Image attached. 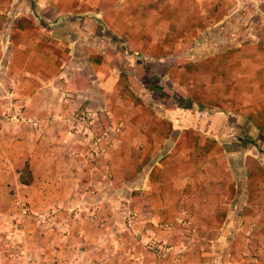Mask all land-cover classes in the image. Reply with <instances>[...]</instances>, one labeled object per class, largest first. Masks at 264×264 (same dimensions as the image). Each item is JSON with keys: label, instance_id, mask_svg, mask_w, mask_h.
<instances>
[{"label": "crops", "instance_id": "0c3cea01", "mask_svg": "<svg viewBox=\"0 0 264 264\" xmlns=\"http://www.w3.org/2000/svg\"><path fill=\"white\" fill-rule=\"evenodd\" d=\"M200 1L184 0L181 9L173 0L157 2L149 10L156 13L150 28L145 21L141 29L135 19L119 17L112 33L129 50L109 52L101 42L89 50L85 36L80 48L75 42L64 48V40L35 23L26 8L0 0V84L11 87V96L19 92L25 115L38 120L40 105L60 113L64 108L87 111L92 123L102 118L100 139L116 136L106 150L94 146L81 150L78 145L85 140L79 141L80 123L73 120L77 129L67 131L72 133L68 136L72 150H64L57 140L64 135L56 123L61 120L58 115L51 127L43 125L34 132L15 127L0 130V188L14 191L19 197L14 203L22 204L26 212L29 209L19 229L21 238H40L44 246L39 253L51 255L29 257L30 264H138L140 240L131 233L141 240L159 241L155 226L160 220L178 222V248L184 254L194 239L196 251L201 252L194 264H264V150H225L222 131L234 130L229 127V109L211 116L194 110L197 105L229 108V98L220 97L240 91L248 135L257 132L264 137V40L255 34L236 51L213 41L207 51L195 47L197 40L205 41L200 34L207 26L215 28L223 21L204 18ZM214 5L209 9L212 16L217 11ZM66 6L74 10L79 4ZM161 11L175 15L167 17ZM101 21L95 20L98 28ZM172 41L180 46L176 52H170ZM178 58L182 59L171 67L168 60ZM50 61L56 68L47 77L44 64ZM154 61L165 69L161 80L176 71L172 82L183 91L190 87V106L173 102L172 110H166L163 101L137 98L140 94L127 85L125 71L128 65L150 67ZM9 78L17 81L7 82ZM89 129L93 131L89 126L83 131ZM15 130L18 134H13ZM49 139L58 145L48 144ZM24 171L28 180L19 178ZM4 197L0 204L9 202ZM30 214L49 215L55 223L72 218L67 237L58 235L63 232L60 223L54 231L40 229L32 234L26 222ZM174 226L170 224L167 231ZM59 237L60 245L55 241ZM75 252H82L81 261H75ZM61 253L64 256L58 258Z\"/></svg>", "mask_w": 264, "mask_h": 264}, {"label": "rangeland", "instance_id": "374dc122", "mask_svg": "<svg viewBox=\"0 0 264 264\" xmlns=\"http://www.w3.org/2000/svg\"><path fill=\"white\" fill-rule=\"evenodd\" d=\"M169 1L171 0H12V3L14 7L19 6L20 8H26L27 15L32 19H35V23L41 25L45 29L51 30V34L54 37L64 40L65 43L62 45L64 48L65 46H70L69 44H73V42H75L76 47L79 46L80 48L82 41L84 40L83 37L85 36V38H88L87 41H89V50L96 49L97 42H101L104 45L106 44V50L114 52L120 50L124 51L126 49L127 51L129 50L127 46L122 44L120 40L112 33V30L116 25V20H120L122 17L133 18L136 20L135 25H137V28H144V21L148 24V28H150L149 25L153 21L152 17H154L156 13H153L149 10H151L153 6L158 5L157 2L168 3ZM173 1L177 5L178 9H181L182 5L186 3L184 0ZM61 2L65 3L61 4ZM67 4H79V6H76V9L72 10L66 6ZM131 4H135L136 7L131 9ZM214 4L217 6V11L212 16L209 9L212 5L215 6ZM198 6H200L202 9V16H204V18L208 16V19L210 20L219 18L221 20L223 19V21L218 27L215 28L207 26L206 29H204V31L200 34V39L205 41H203L201 44H198L197 40L194 44H197L195 47L202 46V49L207 51V49L209 50L210 48L211 41H213L215 44L220 43V47H232L229 49V51H236L241 45L245 44V40H252V37L255 34L257 39L260 37L262 40H264V0H201ZM144 7L147 9L146 11H143ZM161 13H165V16L167 17H172V14H174L173 12L166 13L163 11H161ZM207 13L209 14L206 15ZM197 16L198 15H196V17ZM98 19L102 20V25L104 24L105 26L101 25V27L98 28L97 23L95 22V20ZM119 24L120 23L118 22V25ZM69 41L71 43H68ZM45 42L47 45V41ZM169 46L170 52H176L180 48L176 41H172L171 45ZM193 47L194 46H192V48ZM139 57L137 56V58ZM180 59L182 58L169 59L168 62H170L171 67H173V64L178 62ZM44 65L45 69L43 74L47 77H50L52 75V71L53 73L55 71L56 63L50 61ZM128 67L129 70H124L126 72L124 79L126 80L127 85L132 88L134 93L140 94V97H137L138 99L146 96L150 100L154 99L157 101H163L167 104L166 110H172L169 105L170 103L183 102L184 106H188L193 101L191 99V95L187 93V91H191L189 86L188 90L183 91V89H180V84H178L175 80L174 81L177 84L172 82L173 78L176 77V71H174V75L166 74L164 77L165 79L161 80L160 73L165 69H163L162 64H159L155 61L154 63L150 64V67H147L144 64L143 67H137L134 65H128ZM148 68L153 71L154 76L150 75ZM187 69L188 67H186V70ZM201 70L206 72L203 69ZM169 75L171 76L167 77ZM15 80L16 78L6 79L7 82L12 83L17 81ZM176 87L178 90H175ZM11 93V87L6 89L0 84V130L2 128L8 130V127H15L21 129L29 128V131L34 132L43 125L51 127L52 122L54 124V121L56 120L55 116L58 115L61 120L56 121V123H58L59 131L64 133V135L62 141L59 139V137H57V140H59L60 145L64 146V150H72V139L70 138L72 133H70L71 136L67 133L77 129H75L73 120H77V122L80 123L79 127L82 131L81 133H77L80 139L79 141L82 143L85 140V143L78 145L81 150H94V147L96 150H106L116 142V136H114V133H112V137L105 139L106 142H104V139L99 138L98 133L102 131V126L100 123H98V121L102 118L96 119L94 124L92 123L91 119L93 117L87 116V111L75 113L74 111L70 112L67 108H64L62 111L63 113H60L59 111H55V109L53 110L52 107H43L40 105V107H37L41 111L40 116L38 117L39 119L32 120L31 117H28V114L25 115L26 108L23 103L20 102V100L23 99L22 97L20 98L19 92H15L16 96H11ZM223 96L224 97L220 98H225V100L229 98L231 104L228 102V105L226 101L224 102L229 106V108H217L215 106H209L205 108L197 105L194 110H204L207 113L205 116H211V114L215 113L216 111L223 113L222 110L226 114L228 113L226 110L229 109V113H231V116L229 117V122L231 124L229 127L234 130L230 131L229 134H226L227 128L222 131V137H220L222 138V143L225 150H241L242 148L249 150H264V137L262 135H259L257 132L255 135H248L249 123L245 121V118H248L245 111L246 108L241 106V104H243V101L241 100V92H235L236 100L235 96L230 92L229 97H227V94ZM32 109H34V107H32ZM30 111L31 109L29 110V113ZM103 113L101 112V114ZM104 116L105 118L111 119V117H107V114H104ZM254 123L256 125L258 124L256 122ZM209 125L210 124L208 123L207 126ZM85 126L92 127L93 131L89 129L86 133L83 131ZM116 127L120 128L119 125ZM13 134H18V130H15V133ZM57 140L56 143L51 139L47 140V142L48 144L53 142L52 145L56 146L58 145ZM96 141H99V143L95 144ZM99 145L100 148H98ZM19 178L22 180H28V173L25 171L20 172ZM3 195H5L4 198H6V200L8 199L7 201L9 202L0 204V264H30L32 258L37 260L39 255H48L46 252L43 254L39 253L43 249L42 246H44L43 241H40V238L32 236L33 238L31 237V239L28 238L26 241H24L20 236L19 229H22L21 227L23 225L21 222L23 216H26L29 213V209H27V212L24 214L19 212V206L14 203V200L19 199V197L15 195L14 191H4L0 188V197ZM253 210H259V207H255ZM31 217H29L26 222L29 225V229L34 230L32 234L36 235L40 229L43 231H54L56 230L55 224L60 223L57 226L59 229H63V232H61L62 234L60 233L58 235L61 237H67V232L70 230V222H68V220L72 218L67 219V217H64L61 220L56 219L55 223V221L50 219V216L46 214H33ZM171 222L172 221L170 220H160L155 226L161 237L159 241L154 242L163 244V246L168 249L167 251H159L155 247L149 249L148 241L144 239L141 240L142 238L139 237L137 233H131L133 237H138V240H140V250H136L138 253V264H194L200 259L199 254L201 252L198 250L196 251L194 239L191 241V249L185 254L183 253L182 249L178 248V230L180 231V225L176 220L173 221L172 223L175 224V226L169 230L171 231L170 233L167 230L169 225L172 224ZM251 222L252 227H255L254 224H256V221L252 220ZM175 228L176 231L173 235L172 230ZM190 234L188 238H193V236ZM39 237L42 239L43 236L41 235ZM163 238L167 240H164ZM55 241L56 244L59 245L62 242L60 237L55 239ZM135 249L137 248L135 247ZM29 253L31 254L29 255ZM74 255H77V259H75V261L78 259L81 261L83 255L82 252H75L73 256ZM61 256H64V253H61L57 257L60 258ZM207 256H210V254L206 255L205 257ZM52 257L54 258L55 255ZM252 257L254 258L255 256Z\"/></svg>", "mask_w": 264, "mask_h": 264}, {"label": "built area", "instance_id": "2783aa9c", "mask_svg": "<svg viewBox=\"0 0 264 264\" xmlns=\"http://www.w3.org/2000/svg\"><path fill=\"white\" fill-rule=\"evenodd\" d=\"M15 204L19 206V210H20V213H21V214H24V213L26 212V208L23 207L22 204H20V203H18V202H15ZM125 227H126L127 229H129V228L131 227L129 221L126 223ZM154 247H155L157 250H159V251H167V250H168L166 247L163 246V244H159V243H157V242H156V243H155V242H148V248H149V249H152V248H154Z\"/></svg>", "mask_w": 264, "mask_h": 264}, {"label": "trees", "instance_id": "16d2710c", "mask_svg": "<svg viewBox=\"0 0 264 264\" xmlns=\"http://www.w3.org/2000/svg\"><path fill=\"white\" fill-rule=\"evenodd\" d=\"M24 182V181H23Z\"/></svg>", "mask_w": 264, "mask_h": 264}]
</instances>
